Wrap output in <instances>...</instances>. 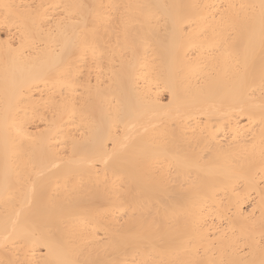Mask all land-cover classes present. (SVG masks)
I'll list each match as a JSON object with an SVG mask.
<instances>
[{
	"label": "bare ground",
	"instance_id": "bare-ground-1",
	"mask_svg": "<svg viewBox=\"0 0 264 264\" xmlns=\"http://www.w3.org/2000/svg\"><path fill=\"white\" fill-rule=\"evenodd\" d=\"M0 264H264V0H0Z\"/></svg>",
	"mask_w": 264,
	"mask_h": 264
}]
</instances>
